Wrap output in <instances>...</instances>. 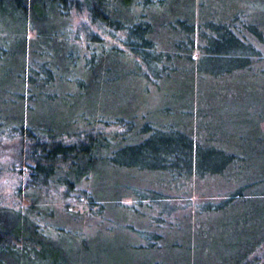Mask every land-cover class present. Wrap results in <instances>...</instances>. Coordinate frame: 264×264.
<instances>
[{
    "label": "rangeland",
    "instance_id": "374dc122",
    "mask_svg": "<svg viewBox=\"0 0 264 264\" xmlns=\"http://www.w3.org/2000/svg\"><path fill=\"white\" fill-rule=\"evenodd\" d=\"M151 1L135 0L142 12L155 15L157 23L172 24L177 14L176 22L195 19L203 27L212 19L207 18L209 13L228 11L233 27L215 44L218 50L213 52L217 54L199 59L194 48L193 63L182 66L186 71L181 70L180 60L178 67L168 68V63V73L161 78L142 64L126 71L115 69L110 85L103 86L101 92L93 75L87 83L89 73L86 69L80 72L86 59L72 38L83 45L84 39H89L87 31L102 35L106 43L92 40L86 45L92 44L97 53L109 54L113 52L109 45H118L122 34L109 37L108 28L90 20L86 9L79 13L71 9L69 22L65 17L58 19L57 29L63 47L72 48L76 68L70 72L64 66L51 69L50 83L41 89L29 84L20 92L18 87L25 83L22 74H29L19 68L26 46L25 27L16 19L0 21L4 32L0 35V113L6 112L10 118L9 128L0 132V154L4 153L0 157L1 207L17 206L20 198L25 205L31 203L22 197L27 184L13 168L23 149L18 134L21 126L15 128L16 124H44L58 133L87 129L122 134L125 149L120 157L112 155L113 146L100 150L94 168L84 174L86 182L71 187L68 194V185L45 188L41 193L40 199L49 206L40 204L39 208L54 211L53 216L42 214L44 220L37 222L45 236L42 254L55 264H228L235 260L234 248L237 250L242 233L249 229L257 235L253 241H242L235 251L239 255L250 251L260 234L264 237V0ZM173 3L178 5L176 10ZM243 21L249 25L243 27ZM176 22L174 27L179 25ZM68 25L71 34H64L61 28ZM253 28L261 32L258 43L252 36ZM166 38L164 41L163 35L159 41L168 45V35ZM33 51L30 44L28 55L35 60L39 55ZM98 124L121 127H90ZM149 130L155 136L150 150L167 143H179L187 149L185 139L193 136L194 155L191 161L183 157L182 165L188 168L193 163L195 174L188 177L180 170L177 178H169L160 169L134 165L135 157L128 155V149L138 145L133 137ZM229 157L237 158L235 163L239 164L230 163ZM151 161L153 165L158 162ZM85 189L93 192L89 194L97 202L102 201L101 213L87 215L83 210H72L86 208L87 201L80 198ZM254 250L263 255L264 243ZM44 261L33 257L28 262ZM251 263L264 264V260Z\"/></svg>",
    "mask_w": 264,
    "mask_h": 264
},
{
    "label": "trees",
    "instance_id": "16d2710c",
    "mask_svg": "<svg viewBox=\"0 0 264 264\" xmlns=\"http://www.w3.org/2000/svg\"><path fill=\"white\" fill-rule=\"evenodd\" d=\"M146 1L152 2L151 0ZM156 1L162 2V0ZM171 7L176 10L178 5L173 3ZM71 9L76 10L78 13L86 9L90 20L101 22L108 28L109 37H113L117 32L122 34L120 37L121 42L119 41L118 45H109L110 51L113 50L109 54L103 51L97 53L96 51L98 50H95L92 44L91 46L86 45L87 41L92 40L96 43H106L102 35L99 36L95 33L92 35L87 31L86 38L89 39L87 41L84 39L83 45L82 43L80 45L81 41L79 42L72 38V43L76 46V49L81 50L86 59L83 63L84 66L81 64L82 70L79 68L80 72L86 69L89 73L85 78L87 83V78L93 75L91 78L96 82L97 85H95L101 92L103 86L110 85V81L113 80L112 76H114L113 74H115L117 69L119 72L126 71L127 67H135L142 64L153 71L158 78H161L168 73V68L177 66L178 60H180L182 62L181 70H185V67H182L184 64L191 65L193 63V54L191 52L194 48L199 52L197 55L199 59L203 55L217 54L213 52V50H218L215 44L224 40L223 36L230 34L229 31L233 27L229 23L231 15L228 16V11L220 15L216 12L209 13L207 18L212 19H209L211 21L208 22L205 21V26L203 27L202 23L195 19L183 18V21L176 22L177 14H174L176 16L172 19V24L168 21L157 23L154 18L155 15H146L140 10V5L135 0H0V21L3 19H16L25 27L26 46L24 53L19 58L22 61L19 68L21 71H28L29 74H22L21 81H25L26 84L24 83L18 87L17 90H20V92L28 89L29 84L36 85L35 87L39 85L41 89L43 84L50 83L51 69L64 66L63 69L70 72L71 68H76L73 63L72 48L70 46H67L68 49L63 47L65 43L60 41L62 38L58 37L57 29L59 28L58 19L65 17L69 22ZM213 21L220 24H214ZM175 22L179 24L178 27L173 26ZM243 22V27L247 24L249 25L248 22ZM258 25L263 28L261 24ZM70 28V25H68V28L65 26L61 30L64 34H71ZM254 29L252 36H254L255 43H258L262 39L261 32L258 33V30ZM30 32L33 33V36H29ZM240 32L244 33V35L248 34L243 32L242 29ZM2 34L4 32L0 28V35ZM163 35L164 41H166V35H168L170 39L168 45L166 42L159 41V37ZM201 36L204 38L200 39ZM28 42L35 50L33 53L39 55L35 60L28 55L30 49ZM239 43L241 44V42ZM177 44L180 47H177ZM105 55L108 56L107 60L104 58L106 57ZM30 59L33 62L30 63ZM54 59L57 61H54ZM168 63L170 67L167 68ZM86 86H84L85 89ZM35 87L33 88L39 89ZM4 92L5 89L2 91L3 96ZM20 95L22 96V94ZM7 115L6 112L5 114L0 113V132L9 128H7V122L10 118ZM114 125L98 124L90 127H110ZM115 126L119 127V129L121 127ZM16 127H20L17 130L19 131L18 134L22 136L21 146L23 145V149L20 151V159L18 162H14L13 168L15 173L20 175L19 180L23 184H27L26 192L22 197L29 198L31 203L30 205H25L20 200L21 195L19 194L20 199L17 200V206H0V264H30L28 261H32L33 257L44 259L45 264H55L53 260L50 261L48 257L42 254L45 246V236L40 234L37 222L44 220L42 219V214L53 216L54 211L52 208H48L45 211L39 208L40 204L49 206V204L42 202L40 199L41 193H43L45 188L68 185V191L65 193L68 194L71 187L86 182L84 174L94 168V163L100 158V150L113 146L115 150L112 151V155L120 157V154L125 149L122 148L124 147L121 141L122 134L95 133L87 129L58 133L53 127L39 123L28 127L16 124ZM159 127H163V125ZM118 132L120 131L118 130ZM151 133H154V131L149 130V132L143 134L137 132L136 135L139 137H133L138 140V145L133 149H128L131 150V152L128 151L130 152L128 155L135 157L133 160L134 165L160 169L166 174L168 173L167 176L169 178H177L176 175L180 170H183L188 177L195 174L193 172V163H190L188 168L182 165L183 157H188L191 161L194 155L192 150L196 146V140L193 136H188L185 139L187 140V149H184L179 143H173L172 145L167 143L161 149L150 150V145L155 139V136ZM65 137L68 139L73 138L74 141L68 142ZM118 138L119 140H117ZM118 150L121 152L117 153ZM3 154H0V157ZM151 160H157L158 162L153 165L150 163L152 162ZM236 160L237 158L228 159L230 163L234 164H237L235 163ZM74 173H76L75 176H73ZM166 183L161 182V184ZM18 188V191H20V186ZM89 193L93 194L92 191L88 192L85 189L80 194L81 200L88 203L86 208L77 207L72 209L73 211L75 209H78V211L83 210L87 215L94 212H102L103 207L100 204L102 201L97 202L98 199H95ZM91 204L92 207L89 208ZM10 209L12 212H10ZM159 231L162 232L163 229ZM165 231L167 232V230ZM242 234L243 237L238 243L237 250L241 247L243 240L253 241V237L257 235L255 231L250 234L249 229ZM259 238L252 244L253 248H250V251L243 252L241 255H239V252H235L237 250L234 248L235 260H230L228 264H252V261L262 262L264 254H256L255 251L257 250H254V248L261 247L264 243V237L261 234ZM159 239L162 240L163 237ZM156 247H159V245H156ZM248 256L250 258H246ZM221 264L225 263L222 262Z\"/></svg>",
    "mask_w": 264,
    "mask_h": 264
}]
</instances>
